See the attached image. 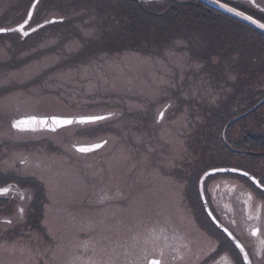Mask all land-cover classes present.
<instances>
[{
    "label": "rangeland",
    "instance_id": "rangeland-1",
    "mask_svg": "<svg viewBox=\"0 0 264 264\" xmlns=\"http://www.w3.org/2000/svg\"><path fill=\"white\" fill-rule=\"evenodd\" d=\"M31 3L0 0V28L23 20ZM120 6L39 0L29 27L51 17L61 23L25 38L0 35V172L34 177L44 195L38 226L31 184L17 185L19 204L0 201V264H147L150 256L195 264L212 238L220 239L197 212L198 180L211 168L205 167L224 159V166L254 173L264 168L256 156L217 158L203 139L211 108L243 92L241 83L264 90V76L248 75L264 59L261 47L236 41L222 52L209 32L241 30L202 26L169 27L163 40L134 42L124 39L133 31L123 29ZM241 98L234 115L243 111ZM27 114L110 115L56 132L10 128L12 118ZM258 117L264 119V103L232 122L225 136L237 141L240 126H255ZM98 123L105 127L89 132ZM103 140L88 153L73 147ZM222 180L247 186L242 177L221 174L207 181L209 191L224 196Z\"/></svg>",
    "mask_w": 264,
    "mask_h": 264
},
{
    "label": "trees",
    "instance_id": "trees-1",
    "mask_svg": "<svg viewBox=\"0 0 264 264\" xmlns=\"http://www.w3.org/2000/svg\"><path fill=\"white\" fill-rule=\"evenodd\" d=\"M25 1V0H24ZM33 0H28L29 2ZM225 1L264 22V10L257 9L254 6L246 4L241 0H222ZM121 4V8L119 9V19L122 21L123 29H130L133 32H125L126 35L124 39H134V42L140 43L142 40L145 41L149 37H154V39H158L161 36V39L164 38L162 36L168 35L170 32L168 30L169 27H173L172 29H176L179 27H187V28H195L197 26H202L203 28L209 27L215 30H223L226 31L229 28L231 29H239L240 32H209V34L213 37L217 44L222 43L219 47L221 51H226V46H229L231 43L236 41H242L243 43H247L248 40L254 41L255 44L253 46L261 47L260 52L264 54V34L261 32L245 25L244 23L236 20L224 14L220 11H217L199 0H162V1H153L148 2L147 0H119ZM258 4H261L260 1H257ZM262 5V4H261ZM263 6V5H262ZM264 7V6H263ZM23 14L19 17V20L22 18ZM2 18V17H1ZM0 18V20H1ZM129 22L131 23L129 26ZM61 23V22H55ZM53 23V24H55ZM43 28V27H42ZM40 28L39 30H41ZM37 30L36 32H38ZM135 31V32H134ZM34 33V32H33ZM8 34V33H7ZM10 35H17L18 33H9ZM2 35V34H0ZM117 38H122L123 33L116 34ZM144 37H147L146 39ZM159 40V39H158ZM163 40V39H162ZM248 44V43H247ZM223 48V50H222ZM255 63V61L253 60ZM263 62V63H262ZM260 64H256L253 69L249 71V78H256L264 76V59H262ZM244 68V67H243ZM241 87H243V92H238L230 98L224 99L220 103H218V107L211 108V115L207 119L206 127V135L204 136V141H206V148L210 151H215L217 158H227L234 155H238L239 153L232 152L227 145L222 140L221 132L224 125L237 113L234 115L232 113L233 102L236 98H241L243 102V111H246L247 108L252 107L256 102H258L261 98L259 96L263 94V89L255 90L251 87V81H246L245 83H241ZM240 120V119H239ZM235 123V122H234ZM233 123V124H234ZM96 127L91 128L89 130L94 132L98 128L105 127V124L98 123L95 125ZM232 126V125H231ZM227 131H229L227 129ZM226 131V132H227ZM227 143L231 146L234 143L231 141L229 135L225 136ZM264 139V137H263ZM240 141L239 139L237 140ZM215 142V146L213 143ZM237 142V143H238ZM249 151L257 152L260 150V138L254 137L252 141L247 142ZM239 146V145H238ZM251 154V153H249ZM255 155V154H252ZM225 158V159H226ZM222 160V159H219ZM226 161L224 159L221 163H214L205 168L209 167H218L226 165ZM200 172V171H199ZM1 175V174H0ZM7 177V175H6ZM195 178V177H194ZM22 183H28L33 186V190L36 198L33 201V207L35 210V217H33V222L36 226H38L39 222V214L42 208L43 203V187L41 182L36 180L34 177H20ZM200 210L205 218L208 221V217L203 212V209L200 205Z\"/></svg>",
    "mask_w": 264,
    "mask_h": 264
},
{
    "label": "flooded vegetation",
    "instance_id": "flooded-vegetation-1",
    "mask_svg": "<svg viewBox=\"0 0 264 264\" xmlns=\"http://www.w3.org/2000/svg\"><path fill=\"white\" fill-rule=\"evenodd\" d=\"M263 10L264 7L259 4ZM22 21V20H21ZM29 25L26 27L28 28ZM33 114L20 115L10 120V128L13 129L11 121L13 119L23 117V116H32ZM52 115H61V114H52ZM264 119L256 118L255 126H248L247 124H242L239 128V142L233 140V145L229 149L234 153H239L241 155H248L253 158L256 162H263L264 160ZM15 131L27 132L33 134V132L49 131V130H17ZM57 129L56 131H58ZM51 131V130H50ZM52 131V132H56ZM231 138V134H229ZM260 138V150L249 151L247 142L252 141V138ZM232 140V139H231ZM238 142V143H237ZM33 143V139H32ZM3 144V141L0 143V147ZM76 144H73V147ZM239 145V146H238ZM240 147V148H239ZM251 153V154H249ZM255 154V155H252ZM235 167V166H233ZM237 167V166H236ZM240 168L252 176L258 179L259 183L264 186V168L258 173H254L242 167ZM0 187L7 186L10 190L7 194L0 195V201L11 200L16 201L19 204V185L21 183L20 177L16 174L10 172L9 176L6 177L7 173L0 172ZM232 175V174H226ZM242 177L246 182L247 186L239 187L242 184L231 183L228 180H222L224 187V196L214 195L213 192L209 191V182L208 180L204 183V192L206 201L209 205L210 210L216 219L223 224L232 235L239 241L240 246L237 245L231 238H229L223 231L218 229L213 221L208 216L203 200L200 196L198 185H197V212H203L208 217L206 223L211 227L216 233L219 234L220 239L216 237H211L213 245L209 250L203 251L206 252V255L202 258H198L195 264H264V190L258 188L252 180L245 176ZM219 182V183H221ZM18 187V189H17ZM247 187H249L247 189ZM227 188V189H225ZM237 188H240L237 189ZM216 189V188H215ZM221 190V189H220ZM222 191V190H221ZM203 216V215H202ZM249 216L252 218L249 219ZM255 232V234H253ZM243 251L246 253L243 254ZM200 253H198L199 255ZM162 263V260H161ZM160 263V264H161Z\"/></svg>",
    "mask_w": 264,
    "mask_h": 264
},
{
    "label": "water",
    "instance_id": "water-1",
    "mask_svg": "<svg viewBox=\"0 0 264 264\" xmlns=\"http://www.w3.org/2000/svg\"><path fill=\"white\" fill-rule=\"evenodd\" d=\"M39 0H33L32 4L29 7V10L27 12L26 18L19 24L11 27V28H4V29H11L9 31H4V32H0V33H8V32H14V31H18L23 37L27 36L28 34L36 31L37 29L41 28L42 26L49 24V23H54L56 21H61V18H55L52 17L47 21L41 22L33 27H31L30 29L25 30V27L29 24L31 17L34 13L35 7L37 5ZM147 1H156V0H147ZM200 2L204 3L205 5L220 11L224 14L229 15L232 18L237 19L238 21L258 30L259 32H261L262 34H264V27H261V24H264L262 21L256 19L255 17L251 16L250 14L234 7L233 5L224 2L222 0H199ZM243 1H247L252 5H255L257 7H259L258 4H256V0H243ZM226 5V6H225ZM230 9H234V11L230 10ZM29 13H31V16L29 17ZM239 13H243V15H240ZM249 17H251V19H249ZM27 20V23H24ZM23 25V29H21L19 26ZM25 33H27V35H25ZM264 103V97L262 99H260L253 107H251L249 110L245 111L244 113L235 116L234 118H232L231 120H229L223 127L222 129V136H223V140L225 141V132L226 129L228 128V126L234 122L235 120L247 115L248 113L252 112L253 110H255L258 106L262 105ZM83 116H102V117H107V114H94V115H79V116H57V115H52V116H36V115H32V116H23V117H19L16 119H13L11 121V125L14 129L17 130H41V129H47V130H52V131H56L57 129L64 127V126H68V125H73V124H78L79 123V118L83 117ZM35 117L36 118V122L32 123L31 126H25V125H21L20 127L16 126V123L18 121H31V118ZM53 117L55 118H59V119H72L74 122L72 124H67V125H57L53 122ZM160 117V115H159ZM40 120H45L46 123L45 124H41L39 123ZM98 121V120H97ZM91 122H95V121H91ZM89 123V122H87ZM226 142V141H225ZM105 143V140L103 141H99V142H93V143H86V144H78L75 146V149L77 150L78 147L80 146H85V147H90L91 145H95V144H99L101 146H103ZM100 146V147H101ZM99 147V148H100ZM99 148H94L92 151L99 149ZM78 151V150H77ZM91 152V151H90ZM82 153V152H81ZM88 153V152H86ZM213 169H226V171H216L213 172ZM231 169H238V171H230ZM246 172L242 169L239 168H235V167H230V166H221V167H213L210 168L208 170H206L205 172H203V174L200 176L199 181H198V189H199V193L201 195V198L203 200L205 209L209 215V217L212 219V221L221 229L223 230L228 237H230L232 240H234L237 244L238 241L235 239V237L230 233V231L223 226L222 224H220L217 219L214 217V215L212 214L207 201L205 199V194H204V181L206 180L207 177L209 176H205V173H211V175H215V174H222V173H233V174H239L242 176L243 173ZM248 173V172H247ZM210 175V176H211ZM247 178H249L250 180H252L254 182V184L259 187L260 189L264 190V187L259 183H257L258 179L255 178L254 176H252L251 174L248 173L247 176H245ZM5 188V187H2ZM243 254H245V251H243ZM246 257V254H245ZM154 261H158L160 263V259L159 258H150L148 261V264H153Z\"/></svg>",
    "mask_w": 264,
    "mask_h": 264
},
{
    "label": "snow or ice",
    "instance_id": "snow-or-ice-1",
    "mask_svg": "<svg viewBox=\"0 0 264 264\" xmlns=\"http://www.w3.org/2000/svg\"><path fill=\"white\" fill-rule=\"evenodd\" d=\"M230 10L234 11V9H230ZM239 14L243 15V13H239ZM30 16H31V13H29V17ZM249 19H251V17H249ZM24 23H27V20ZM260 26L264 27V24H261ZM19 27L21 29H23V25H20ZM9 30H11V29L0 28V32L9 31ZM25 35H27V33H25ZM163 115H164L163 112H161L160 113V117L162 118ZM52 119H53V122L55 124H57V125H67V124H72L74 122L72 119H59V118H55V117H53ZM102 119H104V117H102V116H83V117L79 118V123L84 124V123H87V122L97 121V120H102ZM35 122H36V118L33 117V118H31V121H18L16 123V126L17 127H20L21 125L31 126V124L35 123ZM39 123L45 124L46 121L45 120H40ZM100 146L101 145H99V144L91 145L90 147L80 146V147L77 148V150L79 152L86 153V152L92 151L94 148H99ZM216 171H226V169H213V172H216ZM230 171H238V169H231ZM210 175H211V173H205V176H210ZM243 175L247 176L248 173L244 172ZM257 183L259 184V181H257ZM9 190L10 189L8 187L0 188V195L7 194L9 192ZM20 199H24V195L23 194L20 195ZM17 212L22 217L24 209L23 208H18ZM251 218L252 217L249 216V219H251ZM4 222L5 223H11L12 221L6 219ZM253 234H255V232ZM153 264H159V262L158 261H154Z\"/></svg>",
    "mask_w": 264,
    "mask_h": 264
}]
</instances>
